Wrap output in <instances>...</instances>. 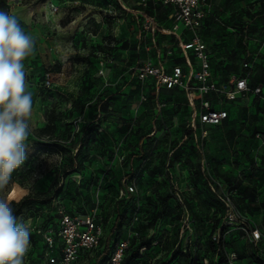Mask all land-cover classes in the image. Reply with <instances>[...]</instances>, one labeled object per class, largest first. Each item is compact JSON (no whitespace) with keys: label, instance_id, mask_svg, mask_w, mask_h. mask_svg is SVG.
<instances>
[{"label":"rangeland","instance_id":"374dc122","mask_svg":"<svg viewBox=\"0 0 264 264\" xmlns=\"http://www.w3.org/2000/svg\"><path fill=\"white\" fill-rule=\"evenodd\" d=\"M218 1L223 8L218 16L227 26L238 25L241 36L217 24L202 33L215 76L225 82L246 72L244 63H252L250 84L261 83L262 92L228 104V119L204 128L206 136L201 138V129L189 117L191 94L160 91L139 104L134 67L150 61L170 70L178 63L174 50L189 37L185 32L177 39L171 33L168 16L173 10L154 3L144 6L141 0H0V10L15 15L36 42L33 55L24 61L33 93L28 159L0 195L9 197L16 184L21 189L9 197L14 200L28 194L53 196L50 206L35 204L19 217L29 225L31 235L36 232L27 264L45 263L40 234L50 223L56 229L60 213L94 218L107 227L106 237L119 198L124 199L122 211L127 205L131 221L125 231L132 241L127 256L136 253L137 258L130 264H192L182 257L170 261L176 249L182 254L189 250L193 264H207L212 255L208 241L216 243L219 235L228 244L227 254H237L233 264L264 260L263 241L251 244L245 232L258 229L264 237V50L258 52L264 46V27H257L255 34L246 29L243 38L244 21L251 14L237 12L231 21L225 0ZM145 15L154 18L152 33L142 28ZM252 42L256 50L244 55ZM167 50L173 54L166 55ZM101 60L112 66L105 70L110 88L104 94ZM178 64L187 76L197 69L189 53ZM47 72L54 77L52 89L42 86ZM105 99L110 109L98 104ZM51 113L56 117L55 133L40 136ZM87 124L98 127L96 141L88 145L87 157L83 153L80 158L81 172L64 178L63 169L75 153L68 150V138ZM133 183L137 191L130 193ZM237 183L240 187L235 189ZM218 184L230 194L242 217L240 224H227L228 210ZM170 188L173 196L162 208L153 194ZM57 190L61 193L54 197ZM126 193L130 196L125 198ZM158 211L160 218L148 228ZM143 240L151 242L149 249L140 248ZM79 264L108 263L95 261L93 255Z\"/></svg>","mask_w":264,"mask_h":264},{"label":"built area","instance_id":"2783aa9c","mask_svg":"<svg viewBox=\"0 0 264 264\" xmlns=\"http://www.w3.org/2000/svg\"><path fill=\"white\" fill-rule=\"evenodd\" d=\"M160 2L164 7H173L174 13L171 16V33L175 34L177 39H181L182 33L180 29L190 36L187 42H180V50L185 57L187 53H192L197 61V69L192 75L187 76L180 66H171L167 70L163 64L155 65L150 61H145L139 67L135 68L137 80L144 85L147 80L154 83L155 94L161 88L173 89L178 88L189 94L190 119L195 121L201 129V138L206 136L204 128L219 125L227 118V112L223 110V106L227 102L235 101L237 98L248 94L259 95L260 87L250 88L247 78L231 79L226 84H218L212 80L210 67V54L206 44L201 39V29L207 15L210 11L209 0H155ZM145 6L147 0H141ZM54 11L57 7L53 6ZM142 28L145 33H152L154 30V18L147 15L143 17ZM172 51L167 50L166 55H171ZM110 66L108 62L100 61V76L108 84L109 77L105 70ZM244 68L247 70V76L252 69V63H245ZM53 74L47 72L43 77V87L52 89L55 85L53 82ZM212 97L209 99L208 97ZM147 101V97L141 92L139 96V104L142 105ZM216 103L218 109H213L212 105ZM79 129V128H77ZM218 188L222 191L221 201L228 210V225L240 224L241 216L237 214L235 206L229 193L222 190L218 184ZM130 193L136 192L135 184H131L128 188ZM245 231V229H243ZM246 232L247 239L251 244H257L262 235L258 229L249 228ZM40 234V232H37ZM102 228L95 223L94 218L90 216L81 219L60 213V224L57 232V241L53 237L44 234V240L49 248L58 243L59 256H48V264H73L79 256L84 252L96 250L100 245L102 238ZM131 239V233L121 241L109 264H120L124 251L127 249ZM228 264H233L237 259L234 253L227 254ZM27 264V255L25 257Z\"/></svg>","mask_w":264,"mask_h":264},{"label":"clouds","instance_id":"9594fccd","mask_svg":"<svg viewBox=\"0 0 264 264\" xmlns=\"http://www.w3.org/2000/svg\"><path fill=\"white\" fill-rule=\"evenodd\" d=\"M35 43L15 15L0 10V193L28 159L33 93L24 61L33 55ZM14 202L0 195V264H25L30 249V227L16 216Z\"/></svg>","mask_w":264,"mask_h":264},{"label":"trees","instance_id":"16d2710c","mask_svg":"<svg viewBox=\"0 0 264 264\" xmlns=\"http://www.w3.org/2000/svg\"><path fill=\"white\" fill-rule=\"evenodd\" d=\"M147 3H154L155 5H158L159 7H161L162 9H168V7H164L160 2L155 1V0H147ZM261 13L264 14V9L261 11ZM208 17H210V19H212V22L214 24H217V25L224 27L230 33H233V34L239 33L240 34L237 27H228L227 25H225V23H223V21L220 18H218L216 15L209 12V15H207V17L205 18L204 23H203V27L201 29L200 35H201L202 40H203L202 31H204V28L207 27L206 19H208ZM254 18H255V16L253 17V19ZM239 29H240V27H239ZM246 29H250L253 34H255V32H258L257 27L255 25L253 27H251L249 24H247L244 26V30L242 31L243 35L247 34ZM183 34H185V31H183ZM189 40H190V36L188 38L186 37L185 42H187ZM175 51H176L175 54L178 57L177 62L180 63L181 60L184 59V56L181 53L180 47H178L177 50H174V52ZM208 51H209V49H208ZM244 52H245V50H244ZM172 54H173V52H172ZM189 54L192 55V58L195 62L196 68H197V61H196L194 55L190 52H189ZM209 54H210L209 61H210V67H211V73H212V80L213 81L217 82L218 84H226L233 78L237 79V78L246 77L248 86L250 88L260 87L261 92H262L261 83L258 86H255V84L254 85L250 84V81H249V75L250 74L247 76V70H246V72L242 73V75H235L234 77L228 79L225 82L218 81L217 77L215 76L214 68L212 65L213 57H212L211 51H209ZM244 55H246V54L244 53ZM178 63H175L172 66H180L182 68L183 72L185 73L183 65L178 64ZM108 68L112 69V66L110 65ZM135 68L136 67H134V70H135ZM134 74H135V71H134ZM136 82H137L141 92L146 95L147 100L150 96L156 95L155 91H154V83L152 80H147L144 85H141V83L137 80V78H136ZM42 83H43V78H42ZM105 85H106V87H104L102 89L101 94H104V92L110 88V87H108L109 84H105ZM42 86H43V84H42ZM175 90H181V89H178V88H173V89L161 88L158 92H160V91L172 92ZM251 95L258 96V95H254V94H251ZM208 98L211 99L212 97L209 96ZM240 98L241 97L237 98L235 101H232V102H227L224 105V107H222L223 110H225L227 112L226 106L228 104H232L233 102H236ZM100 103L103 104L104 108L110 109L112 107V105L109 103V101L107 99L98 102V104H100ZM212 108L216 110L219 107L216 105V103H213ZM188 112H189V117H190L189 106H188ZM103 113H105V111H103L102 114ZM103 117H105V115H103L102 118ZM227 119H228V112H227V118L221 124L209 126V127L220 126ZM55 122H56V117L53 113H51L47 117V124L42 129L39 130L38 134L40 136L41 135H47V136L53 135L55 133V130H56ZM97 132H98V127L92 126L90 124L80 125L78 133H73L68 138L69 139V142L67 145L68 150L70 152L73 149H75V153L68 160L66 167H64V169H63L62 176L64 178L68 177L71 174H79L81 172L82 160H80V158H81L83 153H86V156H84V157L85 158L87 157L88 145L92 144L96 141ZM200 172H204V170L200 169ZM130 178H133V175H131ZM239 187H240V185L237 183L235 185V189H238ZM60 193H61V191L57 190L55 192L54 197L58 196ZM128 196H130L129 193H126L125 198ZM153 196L157 199V201L159 202V204L162 205V208H163L166 205V203L168 202V200L173 196V188H170V190L164 194H159V193L155 192L153 194ZM52 199H53V196L42 197V194H34V195L28 194V195L22 196L18 200L13 199L15 201L13 204V207L15 209V214L19 218L24 210L28 209L29 207L34 206L35 204H39L40 206H47L48 207V206H50ZM124 202L125 201L122 198H119L116 201L115 207H114L113 212H112L113 218L111 219V221L108 225L109 232H108V235L106 237H104V234H105V230L107 227H104L103 224H99L98 222L95 221V223L97 225H99L103 231V235H102V238L100 240L99 247L96 250L84 252L83 254H81L79 256L77 261L74 262L73 264H79L81 262H87L93 255H94L95 261L96 260L97 261L106 260L107 263L109 264L110 259L113 255L117 245L126 238L127 234L125 233V231L130 226V222H131L130 217H129V212L127 210H125L127 205L124 206V208H123L124 211H122V205L124 204ZM161 214H162V212L158 211L151 217V219L148 221V223H149L148 228H151L156 224V222L160 218ZM70 216H72V215H70ZM262 222L264 224V215L262 216ZM59 224H60V216L57 219L56 229H54V225L52 223H50L49 225H47L46 230L40 234V236L42 237V240L44 241V249L42 250V253H41L42 258L45 261L44 264L49 263L48 262V256H59V254H60L59 249H58L59 248L58 243H56L55 246H53L52 248H49L48 244L45 242L44 237H43V235L46 234V235L53 237L54 240L57 241V232L59 230ZM34 235H36L35 231H34V233H32L31 237H33ZM263 238L264 237L262 236L261 240L263 241V244H264ZM131 242L132 241L130 239L129 245H128L127 249L124 251L123 258H122L120 264H130L129 261L131 259L137 258L136 253H134V255L130 258H128V256H127V253L129 251L128 248H129ZM30 245L33 246L32 243ZM208 245L210 246L212 255H211V258L207 264H228L227 252L225 251V249L228 247V244L223 243L221 235H219L218 241L216 243H214L213 241L210 240V241H208ZM150 246H151V242L149 240H143V242L140 244V248H142V249H149ZM262 252L264 255V247L262 249ZM234 254L236 255V258H238L237 254L236 253H234ZM177 257H182L184 259H187L190 263H192V264L194 263V260L192 259V256H191V253L189 250H186L185 253H183V254L180 253L178 251V249L174 250L172 252L171 257H170V261H174ZM166 264H168V263H166ZM259 264H264V260L259 262Z\"/></svg>","mask_w":264,"mask_h":264},{"label":"crops","instance_id":"0c3cea01","mask_svg":"<svg viewBox=\"0 0 264 264\" xmlns=\"http://www.w3.org/2000/svg\"><path fill=\"white\" fill-rule=\"evenodd\" d=\"M209 3L211 5L209 12L212 13V14H214V15H216L218 18H220L218 16V14H217L218 12H221L222 9H223L222 6H220V2L218 0H209ZM225 3H226L225 10H226V13H227L228 18H230L231 21H234V17L237 16V12L239 14H241L242 11H244V13H248L249 12L251 14L250 15V18H248V17L245 18V21H244L245 22V25L249 24L251 27H253L254 25L256 27H261V28L264 27V14L261 13V11L264 9V0H225ZM169 8L171 10H173V13H174V8L173 7H168V9ZM173 13H171L168 16L170 20H171V16H172ZM254 16H255V18L253 19ZM206 22H207V27L204 28V31L207 30L208 28H210V25L214 24L212 22V19H210V17H208V19H206ZM228 27H237L238 28V31L240 32V29H239L238 25L231 24ZM204 31H202V33ZM180 33H182V36H183L182 28L180 29ZM237 35L241 36V34H239V33ZM243 38H247L245 36V34L243 35ZM254 45H255V43L252 42V45L246 46V50H245L244 53L247 56L251 55L250 54L251 51L256 50V48L254 47ZM262 50H264V46L260 47L258 49V52L261 53ZM14 190L15 189L12 188L11 195L14 192ZM11 195L9 197H11Z\"/></svg>","mask_w":264,"mask_h":264}]
</instances>
